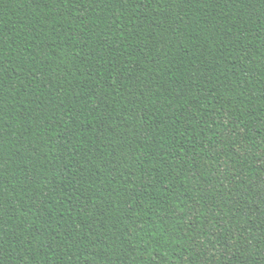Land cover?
<instances>
[{"label":"trees","instance_id":"trees-1","mask_svg":"<svg viewBox=\"0 0 264 264\" xmlns=\"http://www.w3.org/2000/svg\"><path fill=\"white\" fill-rule=\"evenodd\" d=\"M0 264H264V0H0Z\"/></svg>","mask_w":264,"mask_h":264}]
</instances>
